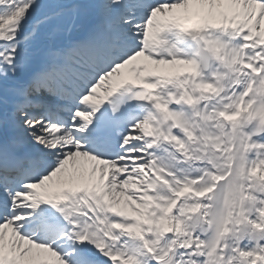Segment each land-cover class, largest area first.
Returning <instances> with one entry per match:
<instances>
[{
  "label": "snow or ice",
  "instance_id": "6c2138e0",
  "mask_svg": "<svg viewBox=\"0 0 264 264\" xmlns=\"http://www.w3.org/2000/svg\"><path fill=\"white\" fill-rule=\"evenodd\" d=\"M0 264H264V0H0Z\"/></svg>",
  "mask_w": 264,
  "mask_h": 264
}]
</instances>
